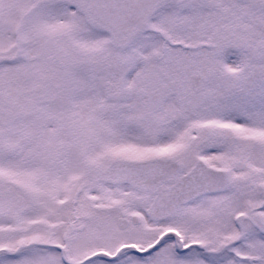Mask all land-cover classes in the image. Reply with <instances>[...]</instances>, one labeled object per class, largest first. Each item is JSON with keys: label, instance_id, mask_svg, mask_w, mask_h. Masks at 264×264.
Instances as JSON below:
<instances>
[{"label": "snow or ice", "instance_id": "snow-or-ice-1", "mask_svg": "<svg viewBox=\"0 0 264 264\" xmlns=\"http://www.w3.org/2000/svg\"><path fill=\"white\" fill-rule=\"evenodd\" d=\"M0 264H264V0H0Z\"/></svg>", "mask_w": 264, "mask_h": 264}]
</instances>
